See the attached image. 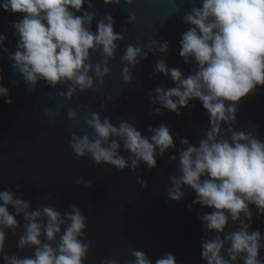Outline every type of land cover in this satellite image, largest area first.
Wrapping results in <instances>:
<instances>
[{"label": "clouds", "instance_id": "obj_1", "mask_svg": "<svg viewBox=\"0 0 264 264\" xmlns=\"http://www.w3.org/2000/svg\"><path fill=\"white\" fill-rule=\"evenodd\" d=\"M105 5H120L122 0H103ZM135 0H123L133 5ZM90 0H2L0 8L22 14V19L11 23L19 36L17 49L9 53L13 70L23 77L28 90L43 81L51 89L64 88L58 95L67 101L79 93L99 92L108 67L115 57L117 42L124 40L122 32L114 31L112 15H103L92 23L97 13ZM82 13V15H77ZM131 15L127 23H134ZM182 20L190 25L180 40V56L191 66L185 77L179 67L169 68L159 59L154 72L170 76L172 88L157 87L149 93V115H162L166 109L181 115L190 101L199 100L209 114V126L203 129L198 144L179 138L177 148L170 129L165 124L149 127L144 136L128 120L111 116L101 118L92 112L86 124L91 135L82 136L69 130L70 147L78 158L90 157L96 166L110 165L120 171L136 172L141 166L152 170L159 156L169 149L179 153L169 155L177 162V174L170 177L168 198L179 202L185 196L184 186L196 193L192 205L212 209L199 216L205 238H201V256L206 264H264L259 258L264 249V237L259 230L250 231L253 212L257 219L264 216V141L252 132L237 131V111L241 100L255 95L258 86H264V0H201ZM6 37L0 34V49ZM147 49V50H145ZM168 42L154 40L145 47L129 44L121 57L122 77L126 84L142 60L165 54ZM101 59L93 63L92 54ZM3 77L0 76V80ZM18 84V81H14ZM0 97L11 104L8 89L0 86ZM156 105H159L158 107ZM103 107V105H101ZM68 119L76 120L77 112L68 109ZM121 147L129 155H121ZM77 185L91 187L93 180L76 179ZM143 190L147 185L137 181ZM16 191H0V257L3 264H85L91 242H85L86 216L80 206L70 205V211L61 213L55 206L41 204L36 210ZM13 208L15 214L10 213ZM24 220L23 233L17 247L32 249L33 255L20 258L5 253L6 230L18 234ZM230 226L234 230H229ZM63 229V230H62ZM131 259L124 264H153L146 253L133 249ZM102 264H118L115 258H106ZM155 264H177L175 256L166 252Z\"/></svg>", "mask_w": 264, "mask_h": 264}, {"label": "water", "instance_id": "obj_2", "mask_svg": "<svg viewBox=\"0 0 264 264\" xmlns=\"http://www.w3.org/2000/svg\"><path fill=\"white\" fill-rule=\"evenodd\" d=\"M90 2L93 8L89 9L87 4L84 8L97 13L93 32L101 16L112 15L114 31L122 32L124 40L117 42L115 57L108 65L111 74L105 77L104 87L99 92L79 93L71 101L58 95L64 88L51 89L43 81L28 90L8 58L9 53L16 51L19 40L10 22H18L22 14L0 8V34L6 37L4 47L8 50L0 49V76L3 77L0 86L8 89L12 99L9 105L0 97V191H16L15 186L19 184V194L30 202L33 210L44 204L55 206L63 213L70 211L72 204L80 206L86 216L85 242H91L85 264H102L106 258H115L118 264H124L131 259L133 249L144 251L153 264L166 252L175 256L177 264H206L201 256V238L207 237L199 216L211 213L212 209L193 206L196 193L188 186H184L185 196L179 202L168 198L170 177L177 174L178 167V161L170 162L169 155L178 158L177 151L169 149L163 158L157 156V167L152 170L142 165L133 172L110 165L96 166L90 157H76L69 144V130L80 136L91 135L86 121L92 112H98L101 118L111 116L115 126L119 125L117 118L126 119L144 136L150 135V126L159 127L163 123L169 127L177 148L182 147L177 137L198 144L203 129L209 126V114L202 103L190 101L187 108L180 109V116L166 109H162V115H149V93L157 87L175 86L170 76L165 78L154 72L159 59L166 60L169 68L179 67L185 77L191 74V66L179 54L182 34L190 27L182 17L193 7H200L201 0H135L131 6L123 0L120 5H105L103 0ZM131 15L136 20L129 24L127 19ZM154 40L168 42V52L156 55L149 52L135 69L132 82L126 84L121 57L127 46L145 47ZM100 59L99 53L92 54L93 63ZM69 108L77 112L76 120L68 119ZM236 130L252 132L264 141V86H258L255 95L240 101ZM121 155L127 158L129 153L121 147ZM138 178L147 185L143 190ZM76 179L95 182L85 188L77 185ZM250 207L253 212L250 231L259 230L264 237V216L257 219L255 207ZM9 211L15 214L13 208ZM16 218L20 228L17 235L6 230L5 253L30 257L32 249L17 247L24 220L22 216ZM229 230L234 228L230 226ZM259 258L264 260V249ZM0 264H3L2 257Z\"/></svg>", "mask_w": 264, "mask_h": 264}]
</instances>
